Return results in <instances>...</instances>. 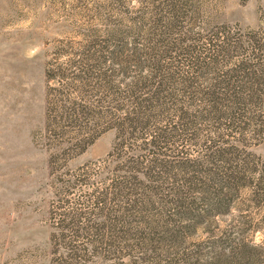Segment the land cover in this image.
<instances>
[{
  "label": "rangeland",
  "instance_id": "374dc122",
  "mask_svg": "<svg viewBox=\"0 0 264 264\" xmlns=\"http://www.w3.org/2000/svg\"><path fill=\"white\" fill-rule=\"evenodd\" d=\"M171 1L0 0V264H177L175 250L176 257L187 251L198 264H264V226L247 235L262 246L254 256L218 259L219 250L240 237L238 217L257 222L263 212L251 184L224 209L206 211L204 202L198 205L202 219L183 217L197 222L175 249L163 245L161 254L151 248L109 249V224L137 196H116L117 180L134 174L172 194L184 175L197 173L189 163L205 166L215 146L239 144L256 155L264 152L262 120L243 139L224 119L213 122L198 114L196 103L186 110L188 118L199 116L191 125H182L180 106L167 104L140 115L149 119L146 126L125 123L116 135L113 125L130 103L121 99L123 105L115 108L96 83L102 71H114V81L127 80L136 73L133 49L155 43L166 48L178 40L177 46L193 48V54L207 53L227 35L242 39L264 22V0H186L179 27L162 41V26L152 15L160 6L169 16ZM223 24L229 27L215 32ZM261 35L264 40V29ZM182 49L173 47L165 61L186 68L189 55ZM241 57L252 58L251 45L243 40L218 66L225 70ZM111 109L115 114L108 113L113 119L106 123L101 113ZM161 134L165 137L152 141ZM215 134L223 138L214 143L208 138ZM146 214L154 223L164 222L156 209ZM92 224L103 226L95 231Z\"/></svg>",
  "mask_w": 264,
  "mask_h": 264
},
{
  "label": "trees",
  "instance_id": "16d2710c",
  "mask_svg": "<svg viewBox=\"0 0 264 264\" xmlns=\"http://www.w3.org/2000/svg\"><path fill=\"white\" fill-rule=\"evenodd\" d=\"M186 4V0H172L166 4L170 8L169 11L171 10L169 16L163 15V8L160 6L156 8L152 17L154 22L162 26L159 31L160 40H165L168 33L179 27L180 10ZM228 27V24L220 25L215 32L225 31ZM263 29L264 22L259 29L248 30L242 39L232 40L227 35L207 53L193 54L195 52L193 48L187 46L182 49L181 46H177L180 45L178 40L169 41L166 48L155 43L142 51L133 49L132 64L136 73L127 80L114 81V71L110 73L102 71L96 83L99 84L98 88L105 92V96L109 97L115 108L123 105L121 99L130 103V108L123 119L113 125L117 130L116 135L121 134L125 123H129L130 126L137 124L146 126L149 119H141L140 115L160 111L163 107H167V104L180 106L181 110H177L182 111V125H191L199 116L197 115L195 120L188 118L186 110L195 103L201 107L197 109L198 114L213 122L224 119L231 128L237 130L239 137L244 139L245 133L247 134L251 129L252 133H255L252 124L256 123L258 118L260 122H264V40L261 35ZM242 40L251 45L252 58L241 57L236 64L220 70L218 66L220 58L227 59L233 49H240ZM173 47H179L189 55L186 68L183 66L185 63L165 61L164 57ZM94 58L98 62L101 60V57ZM122 70L126 71L125 65L122 66ZM85 73L88 77L90 70ZM206 73H212V75L206 76ZM47 76L51 77L49 69ZM180 96L184 99L182 103L178 102ZM110 112L114 116L115 112L112 109L101 113L106 123L111 120L112 116L108 114ZM185 129L187 127L183 130ZM160 137L163 138L165 135H158L152 141L156 143ZM222 138V135L215 134L208 139L215 143ZM119 144L121 143L118 142V146ZM117 149L116 146L115 150ZM206 155L205 166H197L198 163L194 162L189 163L197 167V173L184 175L181 178L184 184L172 187V194H165L157 185H145L142 178L134 174H128L123 179L117 180L116 196H124L127 193H137V196H134L132 202L123 207L125 209H122L118 217L114 219L115 221L109 224L113 235V238L109 240L111 243L109 249L118 251V249L138 247L146 251V248H151L158 250L157 254L162 253L163 245L175 249L183 243V238L189 235L188 232L193 229L196 222L202 219L204 211L199 210L200 203H206V211L224 209L229 205L233 195H236L245 185L251 184L254 200L260 204L263 212L257 222L245 218V215L238 217L241 224L240 237L227 250H219L218 259L220 256H239L247 260L259 252L260 248L262 249L261 244L247 235L254 234L259 227L264 226V152L256 155L246 150L244 146L233 144L215 146ZM188 161L190 160H185L184 163L187 164ZM207 162H210V165ZM193 193L196 194L193 195ZM169 207H172V210ZM153 209H156L160 216L163 215L162 224L154 223L151 218H148L146 212L150 215ZM165 211H168V214L165 213L166 217L163 214ZM183 217H191L192 220L197 221L185 222L182 220ZM168 221L172 222L169 226H167ZM64 223L76 231L79 230V226H75L74 223ZM90 226L92 227L93 224ZM102 226L94 225L93 227L95 231H99ZM161 226V232H159L158 227ZM157 232L160 235L155 238L154 234ZM76 251L79 249L77 248L74 253ZM177 255L178 252L175 250L172 258L179 259L177 264H198L197 260H194L195 256L188 254L187 251H183L180 258L176 257Z\"/></svg>",
  "mask_w": 264,
  "mask_h": 264
}]
</instances>
